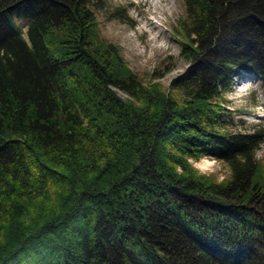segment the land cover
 <instances>
[{"label": "trees", "instance_id": "trees-1", "mask_svg": "<svg viewBox=\"0 0 264 264\" xmlns=\"http://www.w3.org/2000/svg\"><path fill=\"white\" fill-rule=\"evenodd\" d=\"M183 5L166 86L101 36L105 0H0V264H264V126L222 103L264 93V0Z\"/></svg>", "mask_w": 264, "mask_h": 264}, {"label": "rangeland", "instance_id": "rangeland-1", "mask_svg": "<svg viewBox=\"0 0 264 264\" xmlns=\"http://www.w3.org/2000/svg\"><path fill=\"white\" fill-rule=\"evenodd\" d=\"M118 10L120 17L112 11ZM183 0H105L97 14L101 36L119 46L128 66L143 80H160L166 86L189 68L180 56V18H184ZM121 97L124 93L118 91ZM222 102L229 111V127L248 132L264 126V93L261 81L252 74L235 77L232 88ZM264 163V140L256 151ZM201 172L212 173L218 180L228 169L219 160L204 156L192 160Z\"/></svg>", "mask_w": 264, "mask_h": 264}]
</instances>
